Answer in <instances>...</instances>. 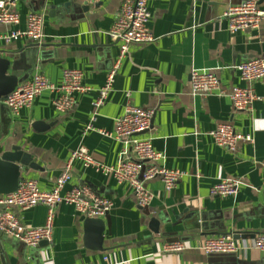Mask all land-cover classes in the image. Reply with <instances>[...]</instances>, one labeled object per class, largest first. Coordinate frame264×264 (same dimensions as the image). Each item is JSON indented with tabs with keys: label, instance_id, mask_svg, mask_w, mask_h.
Returning <instances> with one entry per match:
<instances>
[{
	"label": "crops",
	"instance_id": "0c3cea01",
	"mask_svg": "<svg viewBox=\"0 0 264 264\" xmlns=\"http://www.w3.org/2000/svg\"><path fill=\"white\" fill-rule=\"evenodd\" d=\"M123 1L18 0L20 24L0 26V33L25 30L28 16L40 13L45 17L43 39L0 44V58L11 64L7 75L23 84L41 73L60 86L65 70H78L91 91L77 95L76 107L64 114L55 110L56 95L50 91L19 116L3 104L5 98L0 99V157L18 147L28 158L22 178L35 181L44 192L54 188L80 146L98 163L115 166L123 145L101 132L113 134L130 104L155 111L153 147L164 156L160 165L185 175L171 192L159 180L151 182L154 200L141 208L129 186L75 163L64 192L87 186L113 203L102 219V250L94 243L95 227L89 229L73 206L60 205L51 243L28 248L3 235L0 264H264V253L252 248L233 255H206L200 250L209 237L232 235L242 244L262 232L264 102L255 103L251 111L236 112L226 93L241 87L263 94L264 79L243 82L234 67L264 59V28L230 33L223 13L244 0H150L149 29L156 41L132 47L106 105L92 122L99 90L119 55V44L109 33ZM193 69L214 71L224 94L193 97ZM219 124L252 135L254 144L241 143L236 153L217 146L210 133ZM90 125L95 130L85 133ZM224 179L241 181L239 193L212 197L211 189ZM14 212L31 228L43 227L48 218L44 206ZM172 242L187 249L164 253V246Z\"/></svg>",
	"mask_w": 264,
	"mask_h": 264
},
{
	"label": "built area",
	"instance_id": "2783aa9c",
	"mask_svg": "<svg viewBox=\"0 0 264 264\" xmlns=\"http://www.w3.org/2000/svg\"><path fill=\"white\" fill-rule=\"evenodd\" d=\"M150 0H124L113 29L109 33L112 41L119 44V55L109 71L105 85L99 90L98 98L93 105L92 122H95L100 110L106 105L120 72L124 59L128 57L132 47L151 44L156 41L149 29L152 15L148 9ZM263 0H244L242 4L229 6L223 13L228 22L231 34L248 29L264 28ZM18 0H0V26L16 27L20 24V16L15 10ZM44 14L32 13L27 19L25 30H11L0 33V44H11L19 41L40 43L43 39ZM234 69L241 81L255 82L264 79V59L256 58L242 63ZM191 94L193 97L208 98L216 93L224 94L218 75L211 70L193 69L190 73ZM45 91L56 95L53 104L58 113L72 111L76 105V96L86 94L91 88L84 85L83 73L78 70H65L63 83L56 86L41 73H36L31 81L20 84L8 95L3 104L14 116L33 106L35 100ZM236 112L251 111L254 104L264 102V92L258 95L253 89L233 87L226 93ZM155 111L128 104L124 114L117 121L113 134L101 132L104 137L113 138L122 143L120 160L115 166L98 163L85 146H80L72 153L50 192L40 190L33 180H22L15 193L0 197V232L24 244L28 248L39 247L43 242L51 243L54 230L55 210L60 205L73 206L75 211L85 220L104 219L113 209V203L93 192L87 186H75L64 192L69 183L75 163L87 169H93L105 176H112L119 185H127L132 189L137 204L141 208L148 207L154 200V193L148 185L159 180L166 192L173 191L185 175L177 170H169L160 165L164 159L162 153L153 147L152 121ZM90 125L85 133L94 131ZM151 135L146 137L147 135ZM210 136L217 146L230 153H236L241 143L254 144L250 134L238 132L231 124H219L211 131ZM242 183L239 180L224 179L211 189L212 197H235ZM37 206L48 210L46 224L40 228L22 225L15 210L27 211ZM255 249L264 253V222L261 234L240 244L232 235L209 237L201 245L200 250L206 255H233L238 252ZM187 249L181 242L166 244L164 253H182ZM107 260V259H106Z\"/></svg>",
	"mask_w": 264,
	"mask_h": 264
},
{
	"label": "water",
	"instance_id": "95a60500",
	"mask_svg": "<svg viewBox=\"0 0 264 264\" xmlns=\"http://www.w3.org/2000/svg\"><path fill=\"white\" fill-rule=\"evenodd\" d=\"M11 64L0 58V99L6 98L18 87L19 79L12 75H7ZM153 127V121H152ZM24 161H28L27 156L18 148L15 147L12 151L4 152L0 157V197L7 196L15 193L19 184L24 178L22 175L26 173L27 167L23 166ZM86 225L90 228L95 227V239L94 243L98 244V250H102V244L104 241V222L101 219L92 220L87 219ZM3 234L0 232V238ZM90 238V237H89ZM236 240L240 237H235ZM47 242H43L42 244ZM2 251V250H1Z\"/></svg>",
	"mask_w": 264,
	"mask_h": 264
}]
</instances>
